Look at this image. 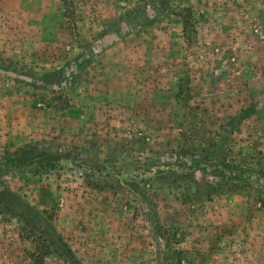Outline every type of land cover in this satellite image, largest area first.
<instances>
[{"label":"rangeland","instance_id":"rangeland-1","mask_svg":"<svg viewBox=\"0 0 264 264\" xmlns=\"http://www.w3.org/2000/svg\"><path fill=\"white\" fill-rule=\"evenodd\" d=\"M263 200L264 0H0V264H264Z\"/></svg>","mask_w":264,"mask_h":264},{"label":"trees","instance_id":"trees-1","mask_svg":"<svg viewBox=\"0 0 264 264\" xmlns=\"http://www.w3.org/2000/svg\"><path fill=\"white\" fill-rule=\"evenodd\" d=\"M199 162H200V160H199ZM228 168H229L228 171H229L230 179H232L234 181L233 183H235L236 187L241 186L242 182H244L245 178H248V177L250 178V175L246 176V172H248L250 174L253 171V170H251V168L246 169V168H242V167H239L236 165L235 166L229 165ZM263 203H264V200H263ZM41 264H42V261H41Z\"/></svg>","mask_w":264,"mask_h":264}]
</instances>
